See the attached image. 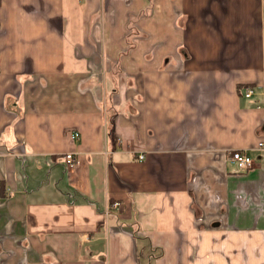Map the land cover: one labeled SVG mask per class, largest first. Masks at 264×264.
Returning <instances> with one entry per match:
<instances>
[{"label": "crops", "instance_id": "obj_1", "mask_svg": "<svg viewBox=\"0 0 264 264\" xmlns=\"http://www.w3.org/2000/svg\"><path fill=\"white\" fill-rule=\"evenodd\" d=\"M261 140L264 0H0V264H264Z\"/></svg>", "mask_w": 264, "mask_h": 264}, {"label": "built area", "instance_id": "obj_2", "mask_svg": "<svg viewBox=\"0 0 264 264\" xmlns=\"http://www.w3.org/2000/svg\"><path fill=\"white\" fill-rule=\"evenodd\" d=\"M252 93H253V88L247 87L245 90V96L249 97L251 96ZM72 138L74 140H78L80 138V133L78 131H74L72 133ZM257 147L259 149H264V140L259 141ZM144 157L145 156L141 154L139 156V159L141 160ZM63 158L67 167L74 168L75 166H77L78 156L76 152L68 151L64 154ZM230 160L233 164L237 166V168L241 172L249 171L250 169L253 168L255 164L254 157L251 155V153L248 150H241V149L234 150L233 152H231Z\"/></svg>", "mask_w": 264, "mask_h": 264}]
</instances>
